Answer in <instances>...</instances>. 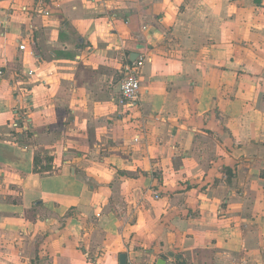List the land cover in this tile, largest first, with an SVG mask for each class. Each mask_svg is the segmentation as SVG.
Returning <instances> with one entry per match:
<instances>
[{
    "label": "crops",
    "instance_id": "obj_1",
    "mask_svg": "<svg viewBox=\"0 0 264 264\" xmlns=\"http://www.w3.org/2000/svg\"><path fill=\"white\" fill-rule=\"evenodd\" d=\"M122 253L264 264V0H0V264Z\"/></svg>",
    "mask_w": 264,
    "mask_h": 264
},
{
    "label": "built area",
    "instance_id": "obj_2",
    "mask_svg": "<svg viewBox=\"0 0 264 264\" xmlns=\"http://www.w3.org/2000/svg\"><path fill=\"white\" fill-rule=\"evenodd\" d=\"M20 50H26L24 44H18ZM31 54V52H30ZM148 60L145 51L140 52L133 60H126L122 66V79L119 83L118 102L122 106L130 107L138 101L140 94V72ZM157 197V195L155 196Z\"/></svg>",
    "mask_w": 264,
    "mask_h": 264
},
{
    "label": "water",
    "instance_id": "obj_3",
    "mask_svg": "<svg viewBox=\"0 0 264 264\" xmlns=\"http://www.w3.org/2000/svg\"><path fill=\"white\" fill-rule=\"evenodd\" d=\"M137 55H138L137 52H135L134 56H137ZM125 259H126V256H125V254L122 253L120 255V264H125V262H126ZM165 263H166V261L164 259H161V258L156 262V264H165Z\"/></svg>",
    "mask_w": 264,
    "mask_h": 264
}]
</instances>
